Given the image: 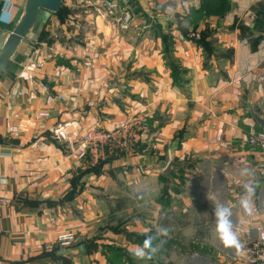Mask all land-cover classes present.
<instances>
[{
    "label": "crops",
    "instance_id": "1",
    "mask_svg": "<svg viewBox=\"0 0 264 264\" xmlns=\"http://www.w3.org/2000/svg\"><path fill=\"white\" fill-rule=\"evenodd\" d=\"M75 1L63 5L72 22L51 17L0 74V264H110L104 248L124 255L105 244L108 231L92 229L137 205L151 209L159 246L142 264L258 260L264 155L250 141L264 131L254 119L264 121V0H129L127 33ZM26 2L0 0V50ZM40 84L54 96L48 106L32 95ZM17 92L25 96L13 100ZM43 111L50 117L37 120ZM90 131L108 139L84 151ZM246 183L251 214L240 205ZM165 187L172 203L163 209ZM217 204L231 208L245 253L218 239ZM137 224L128 230L149 231ZM61 233L81 239L56 256L48 246L58 249Z\"/></svg>",
    "mask_w": 264,
    "mask_h": 264
},
{
    "label": "built area",
    "instance_id": "2",
    "mask_svg": "<svg viewBox=\"0 0 264 264\" xmlns=\"http://www.w3.org/2000/svg\"><path fill=\"white\" fill-rule=\"evenodd\" d=\"M80 3L82 8L89 9V8H98L100 16H103L107 19H112L115 21L116 26L122 33H127L129 27L132 22V17L128 8L129 0H76ZM78 3V4H79ZM183 8L185 12L189 13L188 3L185 1L183 2ZM183 39V37H181ZM43 93L46 95V105H50L54 101V96L50 94L49 87L46 84H40L37 89L35 88L32 91L33 97L36 96V93ZM25 96L23 92H17L16 94L12 95V99L22 98ZM21 112L14 111L10 114L11 125L9 128L10 135L18 136L20 133V120H21ZM50 117V113L43 111L37 114V120H44ZM118 128V127H117ZM108 139V136L98 132V131H90L86 133L81 141L82 147L84 151L88 147V145L100 143L103 144L105 140ZM251 146L260 149V151L264 155V131L256 136H253L250 141ZM81 151L79 153V157L83 158L85 156V152ZM261 172L264 175V167L261 168ZM7 204V201L0 199V209ZM74 236L72 234H63L58 237L59 241L66 245L69 241L73 240ZM258 245L262 247L261 256L258 260L254 261L251 260L249 264H264V231L259 234V243ZM245 246L242 249V252L245 253Z\"/></svg>",
    "mask_w": 264,
    "mask_h": 264
},
{
    "label": "rangeland",
    "instance_id": "3",
    "mask_svg": "<svg viewBox=\"0 0 264 264\" xmlns=\"http://www.w3.org/2000/svg\"><path fill=\"white\" fill-rule=\"evenodd\" d=\"M65 2V1H64ZM77 2V3H76ZM76 4H78V1L74 2ZM64 5V4H63ZM79 6V8H82V6L80 5V3L77 5V7ZM77 7H75V12ZM66 9L63 7V11L60 15H55L56 18H58L61 22L62 21H70L71 22L75 19L74 14L72 13H66ZM73 16V18H72ZM56 37V36H55ZM58 37V36H57ZM43 64H40L39 66H43ZM166 195H171V199H172V194H171V190L168 189L167 187L164 188V194L161 197V200L166 196ZM169 198L165 197V200L162 204L163 209H166L168 206L171 205L172 201ZM127 202H131L133 201V199L131 200H126ZM155 213V211H154ZM154 215L151 214V209L148 208V206H140L136 207V211L134 213H131L130 216H127L126 219H122V220H111V221H107L105 223H101L100 227H95L94 230L92 229V232L97 233V229H99L101 232H106L108 231L109 236H105L106 238H102L106 243L112 244L113 246V250H117L119 253L123 254L124 257H122L121 259L114 253V252H110L107 249L104 248L105 252H107V254H109V256L112 258V261H109L110 264H142L140 261L138 262V259L134 258L133 256V252L135 251L137 246H143V241L146 238V233L144 234H140L139 231H130L128 230V224L129 222L133 223V224H137L138 222L142 224H144L146 227H148V232L147 234L152 235L155 237V233L154 231H152V225H155V221L154 220ZM127 224V226H124V224ZM138 226V224L136 225ZM127 228V229H126ZM138 228V227H136ZM63 234H72L74 236L73 240L69 241L68 244L63 245L58 237L60 235ZM60 235H58L57 237V242L59 244V248L53 250L51 247L48 246V250L49 251H53L55 252L56 256H63L64 255V251L66 250V248L68 246H72L73 244H75L76 242L80 241V237L77 239V237L75 236L74 233H61ZM155 241V240H154ZM154 244V243H153ZM106 254V253H105ZM154 256V254H153ZM146 263V260L144 261L143 264Z\"/></svg>",
    "mask_w": 264,
    "mask_h": 264
},
{
    "label": "water",
    "instance_id": "4",
    "mask_svg": "<svg viewBox=\"0 0 264 264\" xmlns=\"http://www.w3.org/2000/svg\"><path fill=\"white\" fill-rule=\"evenodd\" d=\"M65 0H27L24 15L14 30L7 37L4 46L0 50V74L5 70L8 62L15 55L21 43L30 35L39 34L41 28L55 14H58ZM254 119L264 127V121L254 116ZM179 165L171 160L164 174L168 178L172 176V170Z\"/></svg>",
    "mask_w": 264,
    "mask_h": 264
},
{
    "label": "clouds",
    "instance_id": "5",
    "mask_svg": "<svg viewBox=\"0 0 264 264\" xmlns=\"http://www.w3.org/2000/svg\"><path fill=\"white\" fill-rule=\"evenodd\" d=\"M245 194L241 197L240 205L243 210L251 214L252 212V197L255 195V187L246 183L243 185ZM215 217V233L218 239L226 248H235L237 254L241 252L244 245L240 240L239 233L234 230L232 217V210L229 206L217 204L213 210ZM162 234H167V229H161ZM143 241V246H137L133 252L134 258L138 260L151 259L152 255L158 251L159 246H154L153 242L156 237L147 234ZM163 243V241H161Z\"/></svg>",
    "mask_w": 264,
    "mask_h": 264
},
{
    "label": "trees",
    "instance_id": "6",
    "mask_svg": "<svg viewBox=\"0 0 264 264\" xmlns=\"http://www.w3.org/2000/svg\"><path fill=\"white\" fill-rule=\"evenodd\" d=\"M62 11H63V7H62L61 11H60L58 14H55V15H57V16L60 15V14L62 13ZM55 15H53V16H55ZM53 16H52V17H53ZM50 19H51V18H50ZM50 19H49V20H50ZM49 20H48V21H49ZM47 23H48V22H47ZM47 23H46V24H47ZM46 24H44L43 28H41V31L39 32V34L37 33V34H34V35H42V34L44 33L43 31H44V29H45ZM153 243L155 244V241H154Z\"/></svg>",
    "mask_w": 264,
    "mask_h": 264
}]
</instances>
